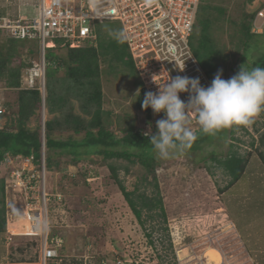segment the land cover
I'll return each mask as SVG.
<instances>
[{"label": "rangeland", "instance_id": "rangeland-1", "mask_svg": "<svg viewBox=\"0 0 264 264\" xmlns=\"http://www.w3.org/2000/svg\"><path fill=\"white\" fill-rule=\"evenodd\" d=\"M205 1L227 10L226 14H219V19L216 18L218 15L214 16L211 33L218 46L224 49V57L217 62L215 75L222 70V78L229 79L240 70V53L234 34L237 26L231 20H242L244 12H259L264 0ZM7 9L5 0H0V14L5 15ZM36 9L22 7L21 13L32 18L36 16ZM194 32L198 34L200 26ZM8 36L5 30L2 31L1 38ZM29 42L36 45L35 52L22 53L21 59L26 63L22 74L42 61L38 42ZM254 42L257 48L252 54L257 57L264 51V35L254 39ZM53 51L60 56L67 54L66 47H58ZM101 64L103 108L111 112L109 129L118 137L123 135L122 129L129 125L144 132L151 128V132L156 133V121L165 118V114L152 112L151 118H147L145 112L137 107L136 99L140 90L137 73L134 76L117 63L113 70L106 63ZM64 75V68L58 69L56 78L60 79ZM45 92L47 95L46 89ZM18 94L16 87H7L4 79L0 80V101L9 103L6 116L0 117V127L15 122L18 116ZM64 110V113L72 111L85 116L80 100L74 97L68 99ZM54 117L61 119L62 112L57 110L50 114L45 105L44 114L42 108H37L26 125L32 129L41 125L45 130L44 122ZM189 127L194 133L200 128L194 113ZM262 135L264 111L255 115L247 126H237L236 139H231L227 134L214 137L211 141H204L202 148L188 147L174 152L167 159L156 154V175L167 221L166 225L158 218L146 221L148 230L150 226H155L151 238L146 235L144 227L112 178L108 163L119 167V176L128 190L139 186L150 193L151 185L145 186L141 181L145 168L138 162L104 160L102 156L94 154H83L75 162L72 155L56 150L54 161L60 164V169L54 167L49 170L48 184L53 192L63 194L62 201L50 203L55 225L52 231L63 239V261L66 264H208V251L214 250L222 255L221 264H264V163L259 155V151L264 152V143L260 142ZM83 136L84 132H57V137L63 139H81ZM230 144L248 157L249 170L239 182L226 189L230 176L212 161L211 156L214 153L215 156L225 157ZM20 203L17 200L16 210L21 209ZM164 226H167L168 231L163 230ZM5 236L0 233V264H32L37 260L35 240L16 235L7 245ZM257 248L263 249L257 251ZM183 252L185 255H179Z\"/></svg>", "mask_w": 264, "mask_h": 264}, {"label": "trees", "instance_id": "trees-1", "mask_svg": "<svg viewBox=\"0 0 264 264\" xmlns=\"http://www.w3.org/2000/svg\"><path fill=\"white\" fill-rule=\"evenodd\" d=\"M245 1L253 2L254 0ZM210 3V1L202 0L200 4L195 24V28L200 26V32L198 34L193 32L190 44L200 63L206 68L210 77L214 79L217 62L220 59L222 60L221 57H224V49L218 46L211 33L212 20L216 15H218L216 18L219 19V14L224 15L227 10L220 5ZM214 12H216L215 15ZM255 15L256 12H244L242 20H231L232 24L237 26L236 30L238 31L234 34L236 33L237 49L240 53V69L241 67L248 70L264 67V51L257 57L252 54V51L257 48L254 39L264 35V31L261 34L252 31ZM2 31L4 29L0 28V80L4 79L7 87H16L19 94L18 116L14 119L15 122L7 125V127H0V171L3 167L5 152H10L13 155H33L35 161L39 162L43 138L41 125L36 129L29 128L26 125L36 109L42 108V93L38 88L19 89L22 68L26 66L24 60L21 59V55L23 52L28 54L35 52L36 45L29 42V40L35 39L16 40L9 36L3 39L1 38ZM96 31V46L85 43L81 47L71 48L68 43L64 45V41L58 39L55 47L47 48L45 54L48 63L45 73L47 91L45 105L50 114L55 113L57 110L62 112V118L54 117L45 121L46 164L49 170L54 169V167L60 169V164L54 161L56 150L72 155L75 162L83 154L99 155L104 160L124 159L130 163L138 162L146 170L141 181L145 186L147 184L151 185L152 190L150 193L147 192L146 188L141 190L139 186H136L134 190H128L119 176V167L109 162L108 168L133 214L144 227L146 235L151 238L155 226H150L151 228L148 230L146 221L158 218L165 225L167 221L164 201L156 175L158 163L156 150L149 142L150 137L144 135L145 132L134 125L123 128V135L116 136L109 129L111 112L103 108L104 92L101 83V63H106L110 70L115 68V63L123 65L129 70L130 74L135 76L134 62L129 53L126 40L118 41L115 38L117 33L122 32L119 22L105 21L98 23ZM58 47H66L67 54L60 56L55 53L53 49ZM16 61L18 62L17 65L14 64ZM61 68H64L65 75L60 80L56 78V74L58 69ZM138 83L140 90L137 94L136 105L145 112L147 118H151L153 111L150 107L146 110L142 107L146 91L142 88L140 80ZM70 97L80 100L85 116L74 114L72 111L64 113V106ZM1 103L9 107L8 102L0 101ZM2 115L6 116V113H1L0 117ZM236 127L223 129L215 135L205 134L199 128L195 132L196 139L189 148H202L204 141H211L214 137L225 136L226 134L230 135L231 139H236ZM64 131H72L76 134L84 132V136L81 139L57 137V132L62 133ZM260 142L264 143V135L261 136ZM251 146H254V142ZM259 155L264 163V152L259 151ZM211 159L230 176L226 189L241 179L249 163L248 157L243 156L234 148L233 144H230L229 152L225 157L215 156L213 153ZM209 170L211 171V167H209ZM0 196V233H5L7 230L5 179L2 176H0ZM163 230L168 231L167 226H164ZM151 243H153V240H151Z\"/></svg>", "mask_w": 264, "mask_h": 264}, {"label": "built area", "instance_id": "built-area-1", "mask_svg": "<svg viewBox=\"0 0 264 264\" xmlns=\"http://www.w3.org/2000/svg\"><path fill=\"white\" fill-rule=\"evenodd\" d=\"M5 2L13 12L0 16V28L16 40H37L42 52L40 64L22 74L19 89L38 88L43 94L46 89L47 48L55 47L58 39H62L64 45L68 43L71 48L81 47L85 43L96 46V25L105 21H117L121 25L122 33L127 36L125 40L137 76L146 92L157 93L168 76L199 77L201 85L205 87L210 86L213 80L190 44L202 0ZM22 7L37 8L36 16H23ZM263 30L264 6L256 13L252 26L253 32L261 33ZM183 66V71H180L179 68ZM179 95L181 100L188 102L189 93ZM1 113H6L3 103L0 104ZM0 172H3L5 179L7 245L16 235H24L37 242L38 257L32 264H66L61 253L64 245L62 236L52 231L55 225L50 208L52 201L63 200V194L53 192L48 184L46 146L42 143L39 162L35 161L33 155L5 152ZM17 200L21 201L19 210H16Z\"/></svg>", "mask_w": 264, "mask_h": 264}, {"label": "clouds", "instance_id": "clouds-1", "mask_svg": "<svg viewBox=\"0 0 264 264\" xmlns=\"http://www.w3.org/2000/svg\"><path fill=\"white\" fill-rule=\"evenodd\" d=\"M115 38L122 41L127 36L120 32ZM183 69L184 66L179 68ZM182 92L190 94L187 103L180 98ZM142 107L145 110L150 107L154 114H165V118L156 121L157 132L153 134L149 128L144 135L150 137L157 155L167 159L174 152L190 147L196 139L189 127L193 113L200 130L215 135L233 126H247L264 111V67L251 70L241 67L229 79H223L219 70L207 87L201 85L199 77L168 76L157 93L144 94Z\"/></svg>", "mask_w": 264, "mask_h": 264}, {"label": "bare ground", "instance_id": "bare-ground-1", "mask_svg": "<svg viewBox=\"0 0 264 264\" xmlns=\"http://www.w3.org/2000/svg\"><path fill=\"white\" fill-rule=\"evenodd\" d=\"M52 45V43L50 42L49 43V46H51ZM45 112V111H44ZM184 250V249H183ZM182 251V250H181ZM179 255H181V256H183V255H185V252H183V254L182 253H180ZM222 259H223V257H222V255L220 256L216 251H214V250H209L208 251V256H207V261L206 262H208V264H221V262H222Z\"/></svg>", "mask_w": 264, "mask_h": 264}, {"label": "water", "instance_id": "water-1", "mask_svg": "<svg viewBox=\"0 0 264 264\" xmlns=\"http://www.w3.org/2000/svg\"><path fill=\"white\" fill-rule=\"evenodd\" d=\"M45 99H46V94L45 92L42 94V113L44 114L45 111ZM43 138H42V143L45 145V130L43 129Z\"/></svg>", "mask_w": 264, "mask_h": 264}, {"label": "crops", "instance_id": "crops-1", "mask_svg": "<svg viewBox=\"0 0 264 264\" xmlns=\"http://www.w3.org/2000/svg\"><path fill=\"white\" fill-rule=\"evenodd\" d=\"M11 11H12V10H11L10 7H9V8L7 9V12H6V13H8V12L11 13ZM12 12H13V11H12ZM0 16H4V15H3V14H0ZM260 165L262 166L261 163H260ZM262 167H264V166H262ZM258 169H260V171H262V168H260L259 166H258ZM248 170H249V166H247L246 171H248ZM246 171H245V172H246ZM245 172H244V173H245ZM240 180H241V179H239L237 182H239ZM258 181H260V180H258ZM235 184H236V182H235L233 185H235ZM233 185H232V186H233ZM232 186H231V187H232ZM263 216H264V212H263ZM263 216H262V217H263ZM1 234H3V233H1ZM4 234H5V233H4ZM262 249H263V248H260V249L257 248V251H261Z\"/></svg>", "mask_w": 264, "mask_h": 264}]
</instances>
